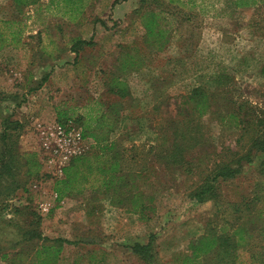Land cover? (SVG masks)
<instances>
[{"label":"rangeland","instance_id":"obj_1","mask_svg":"<svg viewBox=\"0 0 264 264\" xmlns=\"http://www.w3.org/2000/svg\"><path fill=\"white\" fill-rule=\"evenodd\" d=\"M152 22L149 32L146 25ZM263 32L264 0L257 8L235 12L227 0H38L20 12L12 0H0V100L2 94L8 97L0 102V112L23 125L20 151L36 154L39 160L38 123H59L61 115L63 122H73L81 131L83 123L92 129L108 105L120 102L134 125H140L130 140L148 148L157 130L179 116L196 87L264 103ZM113 80L118 88L128 89L127 98L119 101L111 94ZM131 118L116 135L125 139L131 133ZM205 120L218 144L238 148L235 135L220 133L215 122ZM85 140L90 145L87 154L94 142ZM125 144L130 147L128 140ZM150 167L157 188L154 211L146 220L111 206L101 195L93 200L89 190L57 202L53 187L60 179L43 166L39 177L27 181L9 205L32 206L48 244L68 241L62 243L59 264H144L130 247L149 239L159 264H177L175 256L203 233L209 218L230 220L232 214L224 209L225 201L217 208L211 202L190 201L187 195L195 179L163 173L153 161ZM244 177L224 185L223 196L235 189L249 191L255 176ZM42 205L48 212H42ZM9 210L0 219L6 251L12 243L1 229L11 218ZM7 231L12 239L18 234L12 227ZM30 260L12 254L0 264Z\"/></svg>","mask_w":264,"mask_h":264},{"label":"trees","instance_id":"obj_2","mask_svg":"<svg viewBox=\"0 0 264 264\" xmlns=\"http://www.w3.org/2000/svg\"><path fill=\"white\" fill-rule=\"evenodd\" d=\"M260 1L227 0V4L235 12L257 8ZM12 2L20 12L21 7L36 4L38 0ZM152 27L153 22L146 25L149 32ZM261 35L264 36V32ZM81 43L76 41V44ZM260 72L264 75V65ZM44 81L46 78L38 84L39 88ZM116 81L113 80L110 92L121 101L128 97V89L118 88ZM1 96L0 102L8 98L5 94ZM130 116V111L115 102L108 105L107 113L96 120L94 128L83 123V137L92 139L94 147L87 154L74 158L63 170V178L55 181L53 192L57 202L82 196L89 190L94 192L93 200L101 195L111 206L146 220L154 211L153 190L157 188L153 184L156 174L150 167L153 161L163 173L179 172L187 180L195 179L187 195L190 201L211 202L216 208L225 201L224 209L232 214L230 220L217 222L216 218H209L203 233L189 243L185 253L177 254L174 262L264 264V103L253 104L244 98L228 96L222 90L213 93L204 86L196 87L186 96L179 116L168 119L166 125L157 130L154 143L148 148L144 143L136 145L130 140L140 129ZM62 118L59 115L57 121H66ZM130 118L131 133L125 134V139L123 135H116L117 128ZM207 118L215 122L220 133L235 135L238 148L231 150L218 144L206 123ZM22 129L18 120L0 112V219L8 208L11 215L5 220V230H1L12 243L6 251L0 241V259L6 262L13 254L15 259L31 258V264H59L62 243L68 241L56 239L48 244L40 231L41 217L34 208L29 204L9 205V201L25 189L27 181L39 177L42 168L36 154L20 151ZM127 140L129 148L125 144ZM248 175L255 176L249 191L235 189L234 194L223 196L224 185ZM11 227L18 232L13 239V234L7 231ZM130 249L144 264H159L152 239L143 244L134 242ZM13 251L15 253H11Z\"/></svg>","mask_w":264,"mask_h":264},{"label":"built area","instance_id":"obj_3","mask_svg":"<svg viewBox=\"0 0 264 264\" xmlns=\"http://www.w3.org/2000/svg\"><path fill=\"white\" fill-rule=\"evenodd\" d=\"M36 133L39 160L45 169L59 179L63 177V170L74 158L84 155L90 149L81 129L73 122L38 123ZM41 210L48 212L45 205L41 206Z\"/></svg>","mask_w":264,"mask_h":264}]
</instances>
